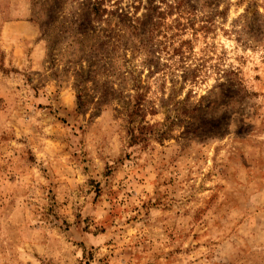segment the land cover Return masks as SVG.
Wrapping results in <instances>:
<instances>
[{
    "label": "rangeland",
    "instance_id": "obj_1",
    "mask_svg": "<svg viewBox=\"0 0 264 264\" xmlns=\"http://www.w3.org/2000/svg\"><path fill=\"white\" fill-rule=\"evenodd\" d=\"M0 264H264V0H0Z\"/></svg>",
    "mask_w": 264,
    "mask_h": 264
}]
</instances>
